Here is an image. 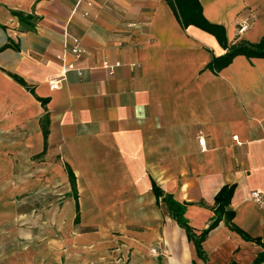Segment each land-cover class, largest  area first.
Returning <instances> with one entry per match:
<instances>
[{"label":"crops","instance_id":"obj_1","mask_svg":"<svg viewBox=\"0 0 264 264\" xmlns=\"http://www.w3.org/2000/svg\"><path fill=\"white\" fill-rule=\"evenodd\" d=\"M196 1L229 44L264 36V0ZM77 2L0 0V264H255L225 219L199 254L153 182L198 235L233 185L234 223L264 241V58L216 72L226 49L177 0Z\"/></svg>","mask_w":264,"mask_h":264},{"label":"trees","instance_id":"obj_2","mask_svg":"<svg viewBox=\"0 0 264 264\" xmlns=\"http://www.w3.org/2000/svg\"><path fill=\"white\" fill-rule=\"evenodd\" d=\"M178 3L182 7H189L192 14L191 16L196 17V22L200 24L204 29L212 32L217 36L220 43L223 45V47L226 49V52L220 56H216L213 58L212 62L210 63V68L214 69L216 72L220 71L224 67L228 66L232 60L237 55H246L247 57H262L264 58V36L259 42H251L246 39H241L237 41L236 43L229 44L225 38V28L221 25L212 24L204 20L203 22L198 19V13L195 9L196 7V0H195V7L190 4V0H177ZM23 18V17H22ZM22 83L24 81L22 79H19ZM69 174L73 183V186L76 188V182H75V176L73 171L70 169ZM233 185H226L224 186L220 192L216 196V205H215V213L216 216L213 220V222L209 225L208 228H206L201 234H197L193 227L189 224L187 219L185 218V210L186 206L185 204L179 203L174 201L170 196H166L165 192L161 187H159L156 182H153V189L154 192L160 200V198L165 201L170 214L172 217L177 220L180 226L185 228L188 237L191 241L195 243L197 246L199 254H203V247L202 242L206 238L207 234L215 228L218 223L225 219L226 223L230 226L231 229L239 232L240 234L244 235L246 238L253 240L257 242L258 244L262 245L264 248V241L261 238H253L247 235L243 229H241L238 225H236L233 221L234 218V211L230 207L231 204V197L233 193ZM264 261V250L259 254L258 258L255 261V264Z\"/></svg>","mask_w":264,"mask_h":264},{"label":"built area","instance_id":"obj_3","mask_svg":"<svg viewBox=\"0 0 264 264\" xmlns=\"http://www.w3.org/2000/svg\"><path fill=\"white\" fill-rule=\"evenodd\" d=\"M96 0H78L77 2V7L83 3L86 2L89 6H93V2ZM77 10V9H76ZM83 15L85 17H89L91 15L89 10H85L83 11ZM247 29V25L245 23H241L240 27H239V31L243 32ZM70 39L72 41V45L70 47V52L76 57V58H80L82 57L86 52L87 49L84 47V45L82 44V41L79 37L74 36V35H70ZM120 63L117 62L115 64H110V63H105V66L110 70V73H114L115 68L117 66H119ZM70 70H75L77 71L79 74L83 73V69L78 67L74 62L72 63H68L65 67V74L70 71ZM63 78H55L52 79L50 81V87L52 89H58L61 86V82H62ZM199 142L202 145V147L204 148L205 146V142H206V138L205 137H200L199 138ZM252 198L253 200L259 204L264 206V192H260V191H253L252 192ZM155 251V249H154Z\"/></svg>","mask_w":264,"mask_h":264}]
</instances>
